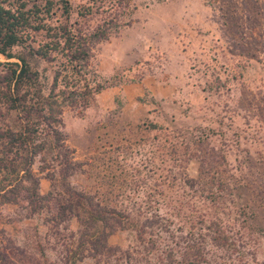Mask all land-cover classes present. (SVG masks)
<instances>
[{"label": "rangeland", "instance_id": "374dc122", "mask_svg": "<svg viewBox=\"0 0 264 264\" xmlns=\"http://www.w3.org/2000/svg\"><path fill=\"white\" fill-rule=\"evenodd\" d=\"M69 1L77 30L111 32L88 66L106 89L64 111L81 171L64 180L44 154L41 211L0 201L4 264H264V0ZM13 53L48 92L60 63ZM14 61L0 54V80ZM68 188L121 213L110 252L80 251L87 215L60 214Z\"/></svg>", "mask_w": 264, "mask_h": 264}, {"label": "trees", "instance_id": "16d2710c", "mask_svg": "<svg viewBox=\"0 0 264 264\" xmlns=\"http://www.w3.org/2000/svg\"><path fill=\"white\" fill-rule=\"evenodd\" d=\"M73 12L69 0H0V54L16 60L5 63L6 75L0 80V124L4 118L14 116L12 126H0V201L18 203L25 194L34 213L41 211L48 198L40 194V179L33 171L40 156L50 155L54 169L61 170L64 180L81 171L63 131L65 109L81 112L106 89L104 85L91 84L88 66L94 45L108 40L111 32L77 30L71 23ZM92 14V8L79 12L82 18ZM34 34H42L45 39L38 48L29 43L36 42ZM19 46L27 48L33 57L60 63L48 92L39 71L13 53ZM54 178L51 175L52 181ZM68 192V205L60 201V214L68 211L78 219L82 212L87 215L82 221L80 251L92 244L97 254L110 252L108 239L116 233L111 225L123 222L121 213L92 203H87L88 208L83 194L72 188ZM6 260L7 256L0 251V264Z\"/></svg>", "mask_w": 264, "mask_h": 264}]
</instances>
